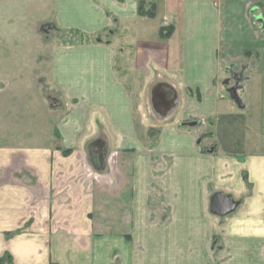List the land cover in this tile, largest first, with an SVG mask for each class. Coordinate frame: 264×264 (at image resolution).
I'll list each match as a JSON object with an SVG mask.
<instances>
[{
  "label": "crops",
  "instance_id": "0c3cea01",
  "mask_svg": "<svg viewBox=\"0 0 264 264\" xmlns=\"http://www.w3.org/2000/svg\"><path fill=\"white\" fill-rule=\"evenodd\" d=\"M50 4L82 39L0 132V264H264V0Z\"/></svg>",
  "mask_w": 264,
  "mask_h": 264
},
{
  "label": "rangeland",
  "instance_id": "374dc122",
  "mask_svg": "<svg viewBox=\"0 0 264 264\" xmlns=\"http://www.w3.org/2000/svg\"><path fill=\"white\" fill-rule=\"evenodd\" d=\"M53 21L50 0H0V68L10 77L0 81V132L33 119L35 95L26 83V68L49 60L51 50L45 45L82 39L78 32H60Z\"/></svg>",
  "mask_w": 264,
  "mask_h": 264
},
{
  "label": "water",
  "instance_id": "95a60500",
  "mask_svg": "<svg viewBox=\"0 0 264 264\" xmlns=\"http://www.w3.org/2000/svg\"><path fill=\"white\" fill-rule=\"evenodd\" d=\"M243 75L241 72L231 70L229 72V79L227 81H232L233 84L228 88V94L232 100L235 101L237 106L242 107V101L240 99V96L237 93L239 83L242 81ZM212 209L217 213H225L227 210H225L221 205V199L218 197L214 199V202L212 203Z\"/></svg>",
  "mask_w": 264,
  "mask_h": 264
},
{
  "label": "trees",
  "instance_id": "16d2710c",
  "mask_svg": "<svg viewBox=\"0 0 264 264\" xmlns=\"http://www.w3.org/2000/svg\"><path fill=\"white\" fill-rule=\"evenodd\" d=\"M138 10L140 13H144V11H143L144 10V4L142 1H140L138 4Z\"/></svg>",
  "mask_w": 264,
  "mask_h": 264
},
{
  "label": "bare ground",
  "instance_id": "6f19581e",
  "mask_svg": "<svg viewBox=\"0 0 264 264\" xmlns=\"http://www.w3.org/2000/svg\"><path fill=\"white\" fill-rule=\"evenodd\" d=\"M159 97H161V98H169L170 95L169 94H165L164 92H161Z\"/></svg>",
  "mask_w": 264,
  "mask_h": 264
}]
</instances>
